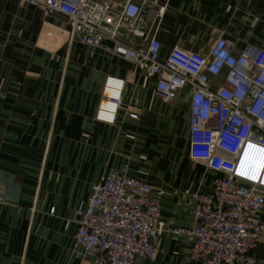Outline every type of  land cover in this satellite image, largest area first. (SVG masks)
<instances>
[{
	"label": "crops",
	"instance_id": "obj_1",
	"mask_svg": "<svg viewBox=\"0 0 264 264\" xmlns=\"http://www.w3.org/2000/svg\"><path fill=\"white\" fill-rule=\"evenodd\" d=\"M136 1L149 20L165 5L164 54L175 45L205 51L218 36L264 48V0ZM107 75L125 80L113 122L95 117ZM155 83L107 46L72 36L65 14L0 0V264H92L73 242L75 218L110 169L171 192L161 198L163 219L190 224L182 206L191 199L179 191H210L216 172L188 155L189 88L165 97ZM189 247L165 231L155 256L135 264H200ZM254 256L264 264V238Z\"/></svg>",
	"mask_w": 264,
	"mask_h": 264
},
{
	"label": "built area",
	"instance_id": "obj_2",
	"mask_svg": "<svg viewBox=\"0 0 264 264\" xmlns=\"http://www.w3.org/2000/svg\"><path fill=\"white\" fill-rule=\"evenodd\" d=\"M24 1L44 16L65 14L72 36L107 46L156 77L163 96L188 87V155L216 172L210 191H179L191 199L182 206L191 222L173 225L161 215V198L171 192L125 170L106 171L77 209L72 239L82 257L92 264H135L154 257L160 235L169 231L187 237L189 256L200 264H254V248L264 238V48H237L218 36L205 51L175 45L164 54L157 32L165 5L149 20L144 1ZM124 82L105 77L97 119L115 120ZM107 86L117 94L106 95Z\"/></svg>",
	"mask_w": 264,
	"mask_h": 264
},
{
	"label": "bare ground",
	"instance_id": "obj_3",
	"mask_svg": "<svg viewBox=\"0 0 264 264\" xmlns=\"http://www.w3.org/2000/svg\"><path fill=\"white\" fill-rule=\"evenodd\" d=\"M107 92V95H116L117 94V90L114 88V87H111V86H107L106 89H105V94ZM105 101V102H104ZM103 105H106V106H114V104L112 103L111 100L109 99H104L102 101Z\"/></svg>",
	"mask_w": 264,
	"mask_h": 264
},
{
	"label": "rangeland",
	"instance_id": "obj_4",
	"mask_svg": "<svg viewBox=\"0 0 264 264\" xmlns=\"http://www.w3.org/2000/svg\"><path fill=\"white\" fill-rule=\"evenodd\" d=\"M106 95H107V92H106Z\"/></svg>",
	"mask_w": 264,
	"mask_h": 264
}]
</instances>
